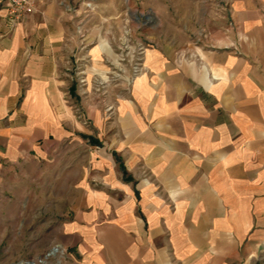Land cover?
<instances>
[{"label":"crops","instance_id":"1","mask_svg":"<svg viewBox=\"0 0 264 264\" xmlns=\"http://www.w3.org/2000/svg\"><path fill=\"white\" fill-rule=\"evenodd\" d=\"M43 10L11 25L0 4V194L72 183L56 264H243L264 243V0H229L208 46H147L115 92L107 47Z\"/></svg>","mask_w":264,"mask_h":264},{"label":"rangeland","instance_id":"2","mask_svg":"<svg viewBox=\"0 0 264 264\" xmlns=\"http://www.w3.org/2000/svg\"><path fill=\"white\" fill-rule=\"evenodd\" d=\"M49 8L63 16L81 47H107L114 92L135 74L147 46L167 44L183 52L208 46L229 17V0H37L34 13ZM84 61L77 67L84 70ZM71 184L35 178L0 194V264H56L60 251L48 255L58 250L59 226L74 201ZM243 264H264V243Z\"/></svg>","mask_w":264,"mask_h":264},{"label":"built area","instance_id":"3","mask_svg":"<svg viewBox=\"0 0 264 264\" xmlns=\"http://www.w3.org/2000/svg\"><path fill=\"white\" fill-rule=\"evenodd\" d=\"M5 5L6 18L11 25H15L27 15L34 13L37 0H0ZM137 70L135 71V73Z\"/></svg>","mask_w":264,"mask_h":264},{"label":"bare ground","instance_id":"4","mask_svg":"<svg viewBox=\"0 0 264 264\" xmlns=\"http://www.w3.org/2000/svg\"><path fill=\"white\" fill-rule=\"evenodd\" d=\"M56 252H57V250H56V249H54L52 252H50V253H49V255H48V256H53V255H55V254H56ZM28 264H32V263H28Z\"/></svg>","mask_w":264,"mask_h":264}]
</instances>
